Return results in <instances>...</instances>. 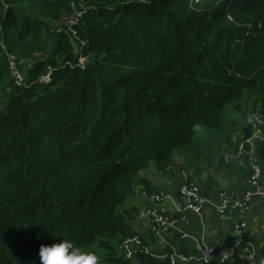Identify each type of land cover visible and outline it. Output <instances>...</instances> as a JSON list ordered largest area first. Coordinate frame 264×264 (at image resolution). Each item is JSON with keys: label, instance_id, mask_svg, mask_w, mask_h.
<instances>
[{"label": "trees", "instance_id": "1", "mask_svg": "<svg viewBox=\"0 0 264 264\" xmlns=\"http://www.w3.org/2000/svg\"><path fill=\"white\" fill-rule=\"evenodd\" d=\"M70 1L0 0V264H39L60 238L103 264H167L123 257L139 233L121 204L157 191L142 173H181L177 148L203 155L195 127L223 131L228 104L264 109V0H75L65 28Z\"/></svg>", "mask_w": 264, "mask_h": 264}, {"label": "crops", "instance_id": "2", "mask_svg": "<svg viewBox=\"0 0 264 264\" xmlns=\"http://www.w3.org/2000/svg\"><path fill=\"white\" fill-rule=\"evenodd\" d=\"M260 113L264 115V109ZM251 115V112H245V118L240 114L238 121H231L234 129L230 134L225 132L226 125L220 133L215 130H212L215 131L212 135L206 136L203 133L204 139L196 140L203 155L197 156L194 152L189 154L185 147L178 149L174 154V162L178 168L186 172L188 180L195 183L201 192L214 202L218 200V192L221 189H228L241 194L247 188L245 174L250 156L259 161L264 171L261 144L257 142H253L251 152H245L234 160L224 158L235 148L241 137L240 128L247 120L250 121ZM219 155L222 156L223 164L218 163L217 156ZM142 174L150 186L168 192L173 200L151 203L148 199V193L142 189L141 182L130 198L134 203L133 205L138 208L136 229L144 238L145 247L153 256L163 259L165 254L175 252L191 257L185 262L178 261L175 264H204L200 259L201 247L207 243L215 249L211 263L217 264L222 252H225L227 246L232 243L233 222L242 219L247 222L246 238L253 247L256 262L257 264H264V195L253 197L246 209H235L231 212L230 219L223 220L212 205H204L199 213L180 207L175 195V191H179L181 181V173L178 169L175 175L171 177L153 170ZM149 207H156L158 210L178 215L181 214L179 210H182L185 218L181 226L188 233V236L180 237L177 232H168L164 236L165 242L152 236L148 230L144 213ZM228 262L230 264H244V255L241 251H237L229 257Z\"/></svg>", "mask_w": 264, "mask_h": 264}, {"label": "built area", "instance_id": "3", "mask_svg": "<svg viewBox=\"0 0 264 264\" xmlns=\"http://www.w3.org/2000/svg\"><path fill=\"white\" fill-rule=\"evenodd\" d=\"M69 4L72 12L61 22V25L65 28H70L81 22L83 13V3L81 1L72 0ZM57 31H59V29ZM9 63L14 76V83L20 84L22 82V76L14 68V61L11 56H9ZM48 77L46 73L39 78V81H47ZM250 122L251 136L244 140L240 137L235 148L225 155L224 158L234 160L245 152H251L253 142L264 145V115L261 114L260 111L256 112L250 117ZM263 177L264 171L261 164L257 159L250 156L245 174L247 188L241 194H237L232 190L221 189L218 192V200L214 202L209 197L205 196L195 183L188 180L186 172L184 171L181 172V181L178 189L180 193L186 196V209L199 213L204 205H212L220 218L228 220L231 218V212H233V210H244L248 207L253 197L264 195ZM148 199L153 204L160 203L164 200L173 201L172 196L163 190H157L148 194ZM179 211L181 213L180 215L161 211L156 207L147 208L144 213L150 234L162 242H165L164 236L168 232H177L180 237L188 236V233L181 226L185 216L182 214V210ZM232 228V243L227 246L225 252H222L217 264H230L228 262L229 257L237 251H241L244 255V264H257L253 247L246 238L247 222L242 219L235 220L232 224ZM214 250V247L210 244L205 243L202 245L200 259L204 264H212L211 259ZM138 251L149 252L143 245L139 234L128 236L121 241L120 252L125 259L134 258ZM163 257L168 259L167 264H175L178 261L185 262L191 258L189 255L175 252L165 254ZM142 264L148 263L145 262Z\"/></svg>", "mask_w": 264, "mask_h": 264}, {"label": "clouds", "instance_id": "4", "mask_svg": "<svg viewBox=\"0 0 264 264\" xmlns=\"http://www.w3.org/2000/svg\"><path fill=\"white\" fill-rule=\"evenodd\" d=\"M55 237L53 234V238ZM37 255L39 264H97L94 255L84 253L72 240L65 238L41 244Z\"/></svg>", "mask_w": 264, "mask_h": 264}, {"label": "rangeland", "instance_id": "5", "mask_svg": "<svg viewBox=\"0 0 264 264\" xmlns=\"http://www.w3.org/2000/svg\"><path fill=\"white\" fill-rule=\"evenodd\" d=\"M259 95L260 94H258V93L251 94V96L249 97V98H251V100L248 102V105H250L253 102L254 99L259 97ZM241 103L243 105L245 103V100H243ZM239 116H240V111L237 110L234 107V103H230V104H228L227 106L224 107V109H223V121L226 124L225 132L227 134L232 133L233 129H234V127H232V123H230V121H233V120L234 121H238ZM212 130L213 129H211V128L197 126V127H195L193 139H195L197 141L203 140L204 139L203 133L206 136L208 134L212 135L213 132L215 133V131H212ZM199 133H200V135H199ZM199 137H200V139H199ZM180 148H183V146L177 148V150L180 149ZM135 190L133 191V194L135 193ZM130 198L131 197L127 198V200L125 202H123V204H121V207H125V206H128V205H133L134 203H133L132 199H130ZM82 251L84 253H90V254L94 255L96 257V259H97V264H103L104 263L103 262V257H104L105 250L102 247H98L96 244H94L90 248L82 249Z\"/></svg>", "mask_w": 264, "mask_h": 264}, {"label": "water", "instance_id": "6", "mask_svg": "<svg viewBox=\"0 0 264 264\" xmlns=\"http://www.w3.org/2000/svg\"><path fill=\"white\" fill-rule=\"evenodd\" d=\"M241 139H247L251 136V122L249 120L240 128ZM177 202L181 208H186L187 200L186 196L180 193L178 190L175 191Z\"/></svg>", "mask_w": 264, "mask_h": 264}, {"label": "bare ground", "instance_id": "7", "mask_svg": "<svg viewBox=\"0 0 264 264\" xmlns=\"http://www.w3.org/2000/svg\"><path fill=\"white\" fill-rule=\"evenodd\" d=\"M85 9V5L83 4V10Z\"/></svg>", "mask_w": 264, "mask_h": 264}]
</instances>
